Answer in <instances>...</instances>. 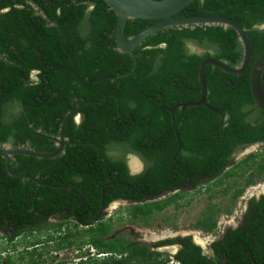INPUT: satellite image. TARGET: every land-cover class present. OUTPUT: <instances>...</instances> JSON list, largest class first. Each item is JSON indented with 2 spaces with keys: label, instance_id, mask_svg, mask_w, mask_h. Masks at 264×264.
Returning a JSON list of instances; mask_svg holds the SVG:
<instances>
[{
  "label": "trees",
  "instance_id": "1",
  "mask_svg": "<svg viewBox=\"0 0 264 264\" xmlns=\"http://www.w3.org/2000/svg\"><path fill=\"white\" fill-rule=\"evenodd\" d=\"M16 1L26 9L0 13V147L54 153L63 127L66 143L55 158H11L14 173L35 177L44 185L12 177L0 157V229L6 224L18 235L30 230L25 223L34 229L50 217L64 220L53 226L60 229L73 220L79 202L76 214L90 224L102 206L129 201L135 204L109 218L101 213L87 231L69 230L59 236L57 243L65 245L59 249L92 232L89 243L110 255L111 264H164L163 254L134 245L114 231L126 222L152 227L154 214L181 207L190 195L186 189L198 194L203 188L210 190L204 184L207 178L217 187L234 181L225 189L233 192V204L247 188L264 180V113L254 103L250 81L264 50V0H194L175 16L231 19L246 31L252 49L250 66L241 76L213 66L206 69L207 102L216 111L201 106L184 112L181 105L201 99L199 70L205 60L241 65L243 48L234 29L168 28L149 36L134 50V58L117 49L118 17L103 0H30L45 8L48 19L34 16L27 0ZM14 3L0 0V10ZM158 22L129 20L126 38ZM9 43L20 53L9 49ZM190 45L204 49V54L191 51ZM4 54L8 58L3 59ZM79 115L81 123L76 122ZM256 144H262L257 153L242 161L232 157ZM131 154L145 163L144 171L135 176L127 165ZM71 185L77 187L66 188ZM251 203L243 226L230 229L215 245L217 255L232 263L264 261V220L256 213L264 210V197ZM217 207L210 203L196 226L213 233L218 216L233 213L230 207ZM73 224L80 227L74 220ZM175 242L184 248L177 257L182 264H212L190 239L168 243Z\"/></svg>",
  "mask_w": 264,
  "mask_h": 264
},
{
  "label": "flooded vegetation",
  "instance_id": "2",
  "mask_svg": "<svg viewBox=\"0 0 264 264\" xmlns=\"http://www.w3.org/2000/svg\"><path fill=\"white\" fill-rule=\"evenodd\" d=\"M13 1L16 4L14 3L13 6H9V7H5L3 9H1L0 13H9L12 11L11 8H17V9H23L24 8V9H26L25 6L18 4L16 0H13ZM27 1L30 5L31 9H33V11H34V16H41L44 19H48L45 8H43L40 5L34 4L30 0H27ZM90 9H92V8H90ZM54 23L55 22L51 21V20H48V22H47V24L49 26L54 25ZM11 36H13L16 39L15 33H11ZM14 38H12V40H14ZM25 40L24 41L20 40V41L23 43H26L27 40L26 41ZM9 49L15 51V53H20V51H18L14 47V44H12V43H9ZM6 58H8V55L4 54L3 59H6ZM37 74H38L37 72H34L33 76H36ZM81 121H82V116L81 115L77 116L76 122L81 123ZM258 145L262 146V144H258ZM246 149L247 148L237 151L236 153L233 154L232 157L237 159L238 154L240 152L246 150ZM131 156H132V154L127 157V165H128L130 174L135 176V175L140 174L141 172L144 171L145 163L143 162L141 157L134 155V156H137L138 159L140 160V163H142V171L140 170V172H139V169H137L139 167V163L136 161H133L132 164L136 163L138 165L137 168H133V165H131V163H130ZM133 172H135V173H133ZM214 182H215L214 180H209L208 178L205 179V182H204L205 186L210 185L211 188H210V190L203 188V190H201L200 193H203L204 191L212 193V191L214 190L213 188H215L216 190H217V188H219V190L217 192H215L214 194H218V193L226 194L225 189H227L228 183L225 184L226 187L223 188V186H219V187L215 186ZM75 186H77V185H75ZM260 188L261 187H259L258 190H256L257 193H259V191H261L262 189L264 191V185L261 189ZM255 189H257V188H255ZM255 189H253V190H255ZM177 192L178 191L170 193V196L175 195ZM186 192H188L190 195H192V193H194V192L198 193L199 191L198 190L194 191L193 189H186ZM257 193L253 194V196L244 197L243 203L246 204V207L243 208L241 206L240 208H238V210H237V212H235V214H233L234 212L231 215H229L227 213H221L218 216L217 227L213 233H207L204 230L198 228L199 230H201L202 234L205 233L206 235H208L204 238L205 240L208 239V241H209L208 245H206L207 248H204L198 242H195L193 240L192 236L183 235V234H179L177 237H174V238H167L169 240L164 239V240H158V241H147L149 238L147 236L148 237L147 239H145V237H143V239H142V242H144V243H140L139 245L147 246L149 251L152 253H161L160 251L163 249L168 250L169 253H171V254H170V256L164 255L165 258L163 257V260H162L164 264H165L166 258L168 259L167 264H182V262H180L177 257L181 253V251L184 249L183 245H181L180 242H175V243H168V242H172V241L177 240V239H190L193 244H195L197 247H199L201 249L202 255L204 257H207L208 259L213 261L212 264H238V263H232L227 258H224V257L222 258L221 256H218L216 249H215V245L224 239V237L227 235V233L229 232L230 229L238 230L239 228H241L243 226L245 218L251 210V207H252L251 202L253 200H256L257 203L262 202V199L264 197V192H260L259 194H257ZM244 194L240 198H242L244 196ZM232 196H233V192H232ZM160 199H162V197L159 198L158 200H160ZM114 203H122L124 205V206L122 205V207H129V206H133L135 204V203H132L129 201H121V200L113 202L112 204H114ZM209 204H210V202H209ZM209 204H208L207 208L209 207ZM214 205H217L218 206L217 208L221 207L218 204H214ZM232 205H233V203H232ZM75 207L73 208V220H74V222L77 223V221L75 219V214H74ZM109 208L110 207L105 208L104 206H102L103 211L101 210L99 215L101 213H105V212L108 215ZM207 208H205L204 211H206ZM217 208H216V210H218ZM228 208L229 207H227V209H224V210H228ZM203 212H202V214H203ZM256 213H258L260 219L264 220V210L259 212V209H258V211ZM99 215L97 216V218L95 220H99L101 218V217L99 218ZM158 215H160V214H158ZM158 215L154 214L155 220H156ZM73 220L70 221L69 223H67L66 225H63L60 229H59V227H57V228L53 227L55 224L65 223L64 220H62V218L58 219V217H50L48 219V221H46L47 223L43 224V222H42L41 225L37 226L34 229L31 228L32 227L31 223L28 222L25 224H26V227L29 228L30 230L29 231L27 229L26 230H20V234H18V235L16 233V232H18V231H16V229L15 230L9 229V227L6 224H3L2 229H0V264H111V262H110L111 256L110 255L101 253L97 247H95L93 244L89 243V240L91 239V237L94 236L92 232L88 233L87 235L83 234L82 235L83 239H80V237L78 235L75 244H73L72 246H67L64 249H59V247L65 246V245H60L57 243L58 241H60V239H58L59 236L66 235L67 232H69V230H72L74 233H76V232H79V229H82L81 233H83V232L87 231V229L90 227V224H92L94 222L93 221L90 224H84L83 223L85 226H82L81 224L77 223V224H79L80 227L75 228V226L73 224ZM155 220L153 219L152 223H154ZM198 221H200V220H198ZM173 226H175V224H173ZM138 227L146 228L147 231L148 230L150 231V229L153 226L152 227L138 226ZM195 227H197V226H195ZM150 234L152 236L153 233L150 232ZM49 236H53L57 240L51 241L49 239ZM32 237L33 238H39L40 237V243L35 244L34 240H32ZM26 239L29 242H27ZM149 239H152V237H150ZM80 242H84L82 247L78 246V244ZM71 250L75 251V253H76L73 260H71L70 262H63L62 260L58 259L59 255H61L64 252L71 251ZM34 253H36V254H34ZM256 257H258V256L252 257L254 261H255ZM32 260H34L35 263H33ZM145 264H150V263H145ZM154 264H157V263L155 262ZM247 264H264V261H262L260 263L255 261V262L251 263L250 259H247Z\"/></svg>",
  "mask_w": 264,
  "mask_h": 264
},
{
  "label": "water",
  "instance_id": "3",
  "mask_svg": "<svg viewBox=\"0 0 264 264\" xmlns=\"http://www.w3.org/2000/svg\"><path fill=\"white\" fill-rule=\"evenodd\" d=\"M111 10H113L117 17L118 23L116 27V43L117 49L123 53L128 54L134 57V50L139 47L149 36L153 35L158 31H162L168 28L174 27H195V26H222L224 28H232L237 32L239 41L243 48V60L239 67H232L231 65L227 64L224 61L216 60V59H207L205 60L199 70V77L201 83V99L197 102L188 103L181 105L182 111L189 107H201L206 106L209 109L216 111L212 108L208 102V87L206 82V69L209 66H213L217 69H221L229 74L235 76H241L246 73L248 70L251 60H252V49L250 45V41L246 34V31L235 21L224 18V17H217V16H201V17H188V18H179L175 17L179 14L182 10L188 7L194 0H103ZM159 20L158 23L149 27L145 31L141 32L139 35L127 39L126 38V26L129 20ZM261 30L264 29V26L260 27ZM135 58V57H134ZM134 66H137V61H134ZM135 67L133 71L135 70ZM264 50L259 55L257 60L255 61L250 81H251V92L253 96V100L255 105L264 113ZM65 128L63 127L61 130V137L59 140H56L58 145V150L54 153L50 154H42L37 153L28 149H15L9 145H4L0 147V157L5 160L6 169L8 173L15 178H22L29 180L33 183L38 185H44L41 183L37 178L32 177L26 174H17L14 173L11 169V158L14 156H30L40 159H48V158H55L59 156L65 147ZM135 156L131 157V165L133 161L139 163V169L142 171V163L138 158H134ZM135 173V172H133ZM77 187L75 185L66 187V188H74ZM63 189V187H58ZM82 198L83 192L82 189ZM79 202L75 209V219L77 223L85 226L78 216L76 215V208L80 205ZM102 214L99 215V218ZM97 220L90 224V226L94 225Z\"/></svg>",
  "mask_w": 264,
  "mask_h": 264
},
{
  "label": "rangeland",
  "instance_id": "4",
  "mask_svg": "<svg viewBox=\"0 0 264 264\" xmlns=\"http://www.w3.org/2000/svg\"><path fill=\"white\" fill-rule=\"evenodd\" d=\"M189 49L201 55L204 54L205 52L204 49L199 48L195 45H190ZM260 148H261V145H258V144L248 147L246 150L238 154L237 161H242L247 156L253 153H257V151H259ZM133 156L134 155H132L131 157ZM130 163H131V159H130ZM247 177L248 175L245 178ZM229 183L231 185H234V181H230ZM263 185H264V180H260L256 186L257 189L251 190V188L249 189L247 188L244 196L238 200V203L233 204V205L231 201L232 199L231 191H228L226 194H221V193L214 194L215 192L219 190V188H217V190L213 188L214 190L212 191V193H209L207 191H204L203 193H200V194L192 193V195H190L186 200L181 201L180 203L181 207L179 209L175 208V206H172L166 209L162 214L158 215L156 220L153 223V227L150 229V231L148 230L149 232L146 230V228H140L138 227V225L132 224V222H126L121 227H118V229L114 231V234H117V233L124 234L126 238L128 240H131V242L134 245L144 243L142 242L143 237H145V239H147L148 237L149 238L152 237V239L148 238L147 241H154V240L158 241V240H164L167 238H174V237H177L179 234H183V235L192 236L195 242H198L204 248H207L206 245H208L209 241L208 239L205 240L204 238L208 235H206L205 233L202 234L201 230H199L198 227H195V226L198 220H200L202 216L201 214L205 210V208H207L209 202L211 204H218L219 206L222 207L223 210L227 209V207H230L232 212H234L233 214H235V212H237L238 208H240L241 206L243 208L246 207V204L243 203V198L247 196H253V194L257 193L256 190H258L259 187L262 188ZM225 187L226 185L223 186V188ZM260 192H264L263 189L259 191V193ZM166 196H170V194H166ZM210 197L213 198V201L209 200ZM187 202H190V204L187 205L186 204ZM122 205H123L122 203L112 204L109 208L107 217L109 218L115 213H117V211L120 208H123ZM174 223H176L177 225L173 226ZM79 232H82V229H79ZM150 232L153 233L152 236ZM32 240H34L35 244H37L40 242V237L39 238L32 237ZM160 252L165 256H170L171 254L169 253L168 250H165V249L161 250ZM75 254L76 253L73 250L64 252L61 255H59L58 259L62 260L63 262H70L71 260H73Z\"/></svg>",
  "mask_w": 264,
  "mask_h": 264
},
{
  "label": "clouds",
  "instance_id": "5",
  "mask_svg": "<svg viewBox=\"0 0 264 264\" xmlns=\"http://www.w3.org/2000/svg\"><path fill=\"white\" fill-rule=\"evenodd\" d=\"M136 158H138L137 156H135ZM256 186H257V184L256 185H254V186H251V187H249V188H251V189H255L256 188ZM248 188V189H249Z\"/></svg>",
  "mask_w": 264,
  "mask_h": 264
},
{
  "label": "bare ground",
  "instance_id": "6",
  "mask_svg": "<svg viewBox=\"0 0 264 264\" xmlns=\"http://www.w3.org/2000/svg\"><path fill=\"white\" fill-rule=\"evenodd\" d=\"M132 165H133V168H137V166H138L136 163H133ZM157 239H158V238H157ZM154 241H155V240H154Z\"/></svg>",
  "mask_w": 264,
  "mask_h": 264
}]
</instances>
